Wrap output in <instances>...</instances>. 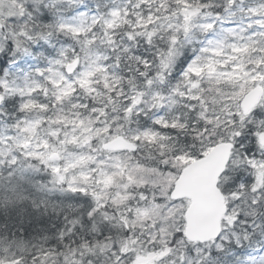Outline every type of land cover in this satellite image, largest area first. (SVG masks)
<instances>
[{"label":"snow or ice","instance_id":"6c2138e0","mask_svg":"<svg viewBox=\"0 0 264 264\" xmlns=\"http://www.w3.org/2000/svg\"><path fill=\"white\" fill-rule=\"evenodd\" d=\"M0 264H264V0H0Z\"/></svg>","mask_w":264,"mask_h":264}]
</instances>
